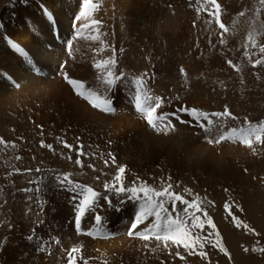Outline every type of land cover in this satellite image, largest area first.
<instances>
[{"label": "bare ground", "instance_id": "bare-ground-1", "mask_svg": "<svg viewBox=\"0 0 264 264\" xmlns=\"http://www.w3.org/2000/svg\"><path fill=\"white\" fill-rule=\"evenodd\" d=\"M5 1L0 0V21L4 25L0 29V72L12 79L0 77V136L11 135L14 117L21 114L29 115L37 125L43 127L56 124L59 135L47 143L53 146L52 149L41 146L32 148L33 143H28L0 152L2 169L19 166L22 170L32 169L31 174H35L37 171L34 169L40 168L38 181L41 183L35 184L45 189L36 193L37 197L44 196L41 201L23 205L22 198L17 195L20 189H16L13 197L5 198L6 206L0 202V243L4 245L0 248V264H66V252L73 246L82 249V255L89 260V264H181L179 257L170 255L169 250L155 240L144 242L127 235L134 218L135 208L132 204H125L120 212L109 207L97 209L98 214L105 215L109 220V225L105 223L106 228L114 233L100 241L102 238L86 235L94 227V214H86L82 231L77 233L71 194L57 189L52 182L49 186L43 183L46 176L70 172L74 180L87 184L90 174L99 176L103 172L104 167L101 166L105 160L108 163L112 160L109 156L112 153L117 162L126 166V172L138 169L140 177L146 179L155 175L156 167L160 165L172 178H175V174H181L185 183L192 184L189 188H197L200 194L206 196L220 197V191L224 185L226 187L229 179L232 185L237 180L240 186L237 174L226 169V164L232 162L227 157L236 156L242 160L249 153L247 148L240 150L242 146L239 143L230 141L220 145L207 143L205 134L194 126V121L181 124L173 118L177 130L167 135L157 134L133 108L134 78L146 74L150 94L165 100L158 114L174 112L182 106H195L209 112L222 111V100L218 95L208 96L204 90L198 91L203 78L202 75L200 79L198 68L186 60L173 61L170 52L171 41L182 44L193 35L201 37L207 34L215 42L214 31L217 27L214 21L206 23L208 14L206 19L197 11L201 5L189 3L188 0H101L93 18L102 22L100 35L104 43L89 39L73 40V50L69 55L65 44L57 43L53 37L41 5H46L53 13L60 34L67 40L73 35L72 21L82 6V0H28L26 5L19 0L14 4L13 0L3 4ZM252 25L249 30L254 31ZM5 34L30 54L41 68L40 73L31 71V66L6 42ZM88 35L86 30L85 37ZM49 44L52 45L51 50L47 47ZM102 47L104 51L101 52L99 49ZM113 50L118 61L116 72H124L126 76L119 87L108 94L116 109L108 114L92 108L88 101L75 95L58 74L57 68L66 61V70L72 78L84 81L85 88L103 93V85L98 79L100 73L92 65L97 59L112 56ZM181 66L186 70L187 84L179 72ZM17 83L20 87L15 86ZM177 96L179 99H175ZM181 118L191 120L183 113ZM235 122L237 120L230 121V124L235 125ZM227 129L228 126L224 130ZM216 134L214 132L213 136ZM64 141L72 144L73 148H65ZM81 145L83 167L74 163ZM69 155L72 156L71 160L67 158ZM17 156L21 159L17 160ZM89 165L94 166L95 170ZM247 167L251 169L250 163ZM226 176L229 179H225ZM113 177L105 175L104 182H111ZM90 183L99 188L100 183L97 185L93 179ZM45 203V222L36 227L38 206ZM114 204H118V200ZM217 220L223 228L227 227V223H223L219 217ZM150 222L151 218L140 228ZM33 228L43 238V252L36 250L38 241L35 238L32 241L26 239ZM230 232L222 233L226 247L233 246L230 245L233 243L231 238H235V242L243 238L239 231L232 229ZM49 237L54 239L49 240ZM236 247L234 251L239 256H235L237 264L253 262L252 256L239 254ZM136 250L139 252L137 262L132 255ZM78 264H83V260Z\"/></svg>", "mask_w": 264, "mask_h": 264}, {"label": "snow or ice", "instance_id": "snow-or-ice-1", "mask_svg": "<svg viewBox=\"0 0 264 264\" xmlns=\"http://www.w3.org/2000/svg\"><path fill=\"white\" fill-rule=\"evenodd\" d=\"M16 0H13V4ZM20 3L26 5L28 0H19ZM260 4L264 7V0H260ZM100 8V4L94 2V0H82V6L72 21L73 35L67 40H64L60 34L59 26L56 22L55 16L48 9L46 5H41V11L48 20L53 37L57 43L63 42L66 46V50L71 55L73 50V40L76 39H89L92 41H99L101 44L104 42L101 40L100 26L102 22L99 19H94L93 15ZM197 11L206 12L209 16V20L206 23L211 24L215 21L221 30L219 43L224 45L227 43L225 40V34L229 33V28L221 20L222 6L218 0H203L201 7ZM259 9L257 13H259ZM14 15V13H13ZM239 15L243 17L244 12H240ZM79 22V23H78ZM4 27L3 22L0 21V29ZM89 32V35L85 37V31ZM94 33V34H92ZM259 32H249L244 42L243 56L247 58L252 68L258 66L264 67V43H259ZM6 42L14 49L19 55L24 58L26 64L31 66V71L34 73H40L41 68L37 66L30 54L22 48L19 44L11 40L5 34ZM47 47L51 50L52 45ZM256 49V52H252L249 49ZM99 51H104V48H100ZM258 58L253 59L254 56ZM117 58L115 50L113 55L106 59H97L93 63V67L100 73L98 79L103 85V93L93 90L91 88H85V83L82 80L72 78L66 70V61L59 64L57 68L58 74L63 80L71 87L74 94L82 97L91 105L94 109H99L104 113H114L113 100L109 98L108 94L113 93L119 85L123 82V78L126 73L116 72ZM227 64L240 73L242 68L239 64L233 63V60L228 59ZM179 72L184 77L185 84H187V73L183 66L180 67ZM146 74H142L134 78L135 91L133 96L135 110L145 120L148 126H150L157 134H170L175 132L176 126L173 123V118L181 124H190L195 122V127H198L205 134L207 143L220 145L225 141L242 144L247 149L252 150L254 154L257 153L256 145H264V121L253 123L248 117H244V123L240 127H231L225 131L229 121H236L239 117L235 116L230 111L227 105H224L222 111H205L195 106L188 107L182 106L174 112H160L158 110L164 106L165 100L161 96H153L150 94ZM0 77H5L11 80L10 76L0 72ZM259 79V76H257ZM243 83V79H241ZM16 87H20L17 83ZM179 99V97H175ZM186 114L191 120H184L181 118V114ZM217 134L213 136V133ZM0 143H4L0 139ZM16 145L13 143L12 145ZM40 146L43 148L52 149L51 144H46L43 140L40 141ZM63 146L69 150L73 148L72 144L63 142ZM84 155L83 145L76 152V159L74 163L83 167L81 156ZM112 157V163H116L115 155L109 153ZM69 160L72 156L67 157ZM17 160L21 159L19 156ZM105 166H108V161H104ZM89 167L94 166L89 165ZM19 172L20 169H15ZM27 172H31L32 169H27ZM37 172L41 169L37 168ZM247 172V169H244ZM125 172L126 166H119L111 182H104V192L96 190L93 186L86 183H80L72 178V173L65 172L62 174H56L54 177V186L60 190L68 191L70 199L74 204V227L77 233L82 231V221L86 214H94V227L86 232V235L90 237H103L108 238L114 233L110 232L106 225L103 223L104 218L98 214L97 209L100 206L101 199L107 204L109 208L114 209L117 212L123 211L125 204H132L135 208L134 218L130 223V227L127 231L129 237H137L144 242H150L155 240L158 245H162L163 248L169 250V254L174 257H179L181 261L186 260L187 256L199 257L202 261H207L211 264L209 258V252L206 251V246H211L213 249H217L219 253H222L229 261H232V253L225 245L224 237L221 234L220 229L217 226L213 216L210 214L209 209L215 208V201L208 199L207 196H201L199 193H194L189 187H184L182 191L175 190L179 187V184L171 182V176L168 177V182H163L161 178L162 186L157 188L149 184L147 181L137 178L130 186H125ZM12 175V173H9ZM99 180V176L96 177ZM36 183H41L37 181ZM45 189L44 187H28L22 191L25 193H41ZM225 192H229L228 188L224 189ZM106 193H113L118 199V204H113V200L110 195ZM190 197V198H188ZM29 200H32V196H28ZM178 205L182 206L178 208ZM44 207L45 204L38 206L36 212L37 220L35 221L36 227L44 224ZM233 209L243 212L244 209L240 203L234 201L229 197L223 203V210L225 212V220H229L236 229H243L247 233H251L255 236H260L261 233L256 230L252 225L242 220L239 215L235 214ZM31 212V209H29ZM151 222L146 227L140 228L146 221ZM38 241L37 251H45L43 238L38 235L35 228L31 230V234L27 235L26 239L32 241L33 239ZM49 240L54 237H49ZM259 245V241L256 245H253L251 249L244 247L243 251L248 253L249 251L260 253L264 255V246ZM4 247L0 243V248ZM174 249V252H173ZM83 260V264H89V260L82 255V249L77 246L71 247L66 252V264H78Z\"/></svg>", "mask_w": 264, "mask_h": 264}, {"label": "rangeland", "instance_id": "rangeland-1", "mask_svg": "<svg viewBox=\"0 0 264 264\" xmlns=\"http://www.w3.org/2000/svg\"><path fill=\"white\" fill-rule=\"evenodd\" d=\"M6 1L8 2V0ZM6 1L3 4H5ZM94 2L101 5V0H95ZM188 2H197L199 5H201L203 0H188ZM218 2L221 3L222 6L221 20L229 28V33L225 34L224 37L227 43L224 45L219 43V33L221 30L219 29L218 25H216L217 28L214 31L215 42H212L207 34H203L201 37L193 35L192 37L185 39L182 44H180L178 41H171L170 52L172 60L175 62L186 60L198 68L200 79L203 77L201 79L202 82L199 84L200 90L198 91L204 90L208 96H213L214 94L218 95V97L222 100L223 106L221 109L223 110L224 105H227L230 111H232L235 116L239 117L237 122H235V125L230 124L229 121L227 124L228 128H238L242 126L245 116L248 117V119L253 123L264 121V67L258 66L257 68H252L247 58L243 56V45L246 39L245 34L252 24L253 28L255 27L254 31L260 33L258 36L259 43H264V7L261 6L260 0H218ZM258 9L260 10L259 13H257ZM240 12H244L245 15L241 17L239 15ZM199 14L201 16H205L207 19L206 12L200 11ZM255 23L258 26L255 25ZM248 32L252 31L249 30ZM249 50L252 52L257 51L256 49L251 48ZM259 55L261 54L258 53V55L254 56L253 59L258 58ZM228 59L233 60V63L239 64L242 68V71L240 73L235 72V70L227 64ZM257 76H259V79H257ZM241 79H243V83H241ZM14 123L15 125L12 126L13 128L11 127L10 130L12 132L11 135L5 136L4 138L0 136V139L4 141V143H0V152L10 149L13 143L17 147L28 143L30 145L33 143L31 146L32 148H34V146L40 147L41 140L47 144L59 135L58 129L55 126L56 124L43 127L37 125L29 115L25 116L21 114L20 116H15ZM239 145L242 146L240 150L246 148L242 144ZM255 147L257 148V153L254 154L252 150L248 149V155L242 160H239L236 156L230 158L227 157L228 155H226L227 158L232 159L231 163L226 164V169H228V171L232 174H237L238 181L241 183L240 186L236 183L237 180H235L234 184L232 185V181H230L229 177L226 176L225 179L228 178L229 180H227L226 187L224 185V188H222L220 191L222 195L220 197L214 195L207 196L208 199L215 201L216 207L210 208L209 212L217 223L221 234H224L225 232L231 234L230 231L233 229L237 232H241L240 235H243V238H236L239 239L237 242L234 241L235 238L230 239L231 242L233 241V243H230V245L233 244V246L227 248L232 253V261H229L222 253H219L217 249H213L211 246H206L205 250L209 252L211 264H237V259L235 256L237 257L238 254L236 255L237 251H234L235 246H237L236 250H238L239 254H243V256H252L251 259L253 262L249 264H264V255L251 251L245 253L243 251L244 247L251 249L253 245H256L257 241H259V245L257 246H264V145H256ZM13 161H15V159ZM249 163L251 165V169L247 167ZM119 166H123V164L121 165L117 161L115 164H113L112 160H110L107 167L105 164L101 166L104 168L102 170L103 172L99 174V180H97V176H94L92 173L88 177L87 184L93 186L96 189V186L90 183L93 179L95 182H97V185L100 183L98 185L99 188L97 189L103 193L104 189L102 188V184H104V176L106 175L113 177ZM17 168L20 169L19 166H16L15 168L11 167V169H2L0 167V202L5 205V198L8 199L9 197H13L12 195L16 189H20V194L17 193V195H19V198H22L21 202H23V205H26L31 201L35 202L44 199V196H42V198L37 197L36 193H25L22 191L27 186H32L34 189L41 187V185L35 184L40 179L38 172L31 174L33 171L27 172V169L24 168V170L20 169L19 172H16L15 169ZM156 168V174L151 175V177L148 176L146 179L142 176L140 177L138 169L134 168L135 170L133 169V171L131 170L125 172V186H130L134 180L139 178L140 180L145 179L144 181H147L154 187H161V178H163V182L166 183L168 182V177L170 174H168L167 170H165V167H161L159 165ZM36 169L37 168H35L34 171H36ZM244 169H247L248 171L245 172ZM148 170L149 169L146 171ZM9 173H12V175H9ZM56 174L61 173H54L50 177L46 176V180L43 184L49 186V184L52 182L54 186V177ZM181 176L182 175L178 173L175 174V178L171 177V182L174 184V186L179 184V187L175 189L177 191H182L184 187H189L191 184L185 183L184 177ZM47 180L48 182H46ZM225 188H228L229 192H225ZM192 190L194 193L200 194L199 189L193 188ZM47 194H49L48 191ZM106 194L111 196L113 204L117 202L118 199L113 193ZM30 195L32 196V200L28 199V196ZM200 195L202 197L206 196L204 194ZM229 197H231L232 200L240 203L244 209L243 212L233 209L235 214L239 215L242 220H245L247 223L256 228V230L261 233L260 236L247 233L242 228L236 229L234 225L229 222V220L224 219L226 214L223 210V203L225 200L229 199ZM106 208H108L107 204L101 199L98 209L102 210ZM179 208L182 209V206L179 205ZM101 216L104 218L103 223H107L109 225V220L106 219V216ZM217 217H219L223 223L226 222L227 227L223 228L222 225L218 223ZM228 238L229 237L227 236V239ZM104 239L108 238H102L100 241ZM234 243L238 245H234ZM132 255L134 261L137 262L139 259V252L136 250L132 252ZM185 255L186 260H180L181 264H208L207 261H202L199 257L187 256V254ZM220 257L226 260L222 261Z\"/></svg>", "mask_w": 264, "mask_h": 264}]
</instances>
